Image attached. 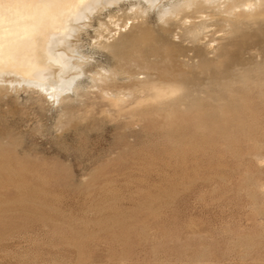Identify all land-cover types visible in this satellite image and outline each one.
<instances>
[{"label":"rangeland","instance_id":"1","mask_svg":"<svg viewBox=\"0 0 264 264\" xmlns=\"http://www.w3.org/2000/svg\"><path fill=\"white\" fill-rule=\"evenodd\" d=\"M123 1L99 6L72 38L89 60L79 77L82 99L68 91L54 100L30 82L2 89L0 264H264V19L238 31L218 20L214 34L210 26L206 41L196 42L200 55L206 42L214 40L210 50L230 46L231 61L244 66L225 84L206 79L224 67L210 68L201 57L192 67L198 77L206 73L204 102L223 97L221 108L240 117L164 120L137 114L150 104L122 106L119 92L130 82L118 79L116 97L89 82L94 69L115 67L96 40L107 26L118 30L117 22L114 40L128 31L134 13ZM197 9L190 20L216 21L215 10ZM147 10L136 19L157 34L166 29V43L196 45L188 26L177 29Z\"/></svg>","mask_w":264,"mask_h":264},{"label":"bare ground","instance_id":"2","mask_svg":"<svg viewBox=\"0 0 264 264\" xmlns=\"http://www.w3.org/2000/svg\"><path fill=\"white\" fill-rule=\"evenodd\" d=\"M119 1L121 2L123 0H0V98L2 97V92L6 91L2 90L4 85L9 83L8 87H10V85H13L12 82H17V84L19 82H25L26 85L27 82L34 83L40 88L39 90L42 94H46V97L50 96L58 101L62 100L63 94L68 91H72L76 96L81 95L85 85L79 77L84 75V67L88 64L89 60L85 59L84 56L78 52L79 50L77 51L78 48L76 49L77 46H75L72 38L74 39V36L77 35L82 26L87 25L85 24L86 21H88L87 18H90L92 16L91 14L95 12L97 8H100L99 6L102 8L103 6L106 7V5H117ZM125 1L129 4L130 7L128 8L130 11H133L134 16L132 15L131 17L133 18H129L131 19V22H129L131 25L129 29H127L128 31H126L127 23H123V28H125L126 32H123L122 39L119 42L116 41L119 39L114 40V35L118 30H121L117 21V23L115 22L116 24H114L118 30L114 29L115 31H112L113 28L107 29L108 26L105 29L106 31H102L100 28H105L103 27L104 21H99L100 28H98V31L101 30L103 33L105 32L106 36L104 35L105 33H99V35L97 33L99 40L95 38L98 42V47L101 46L102 49L104 48L109 52L110 56H113V58L115 57V61L113 59L115 67L108 69L100 66L94 69L93 72L90 71L92 72L90 73V77L88 76L89 73H85L88 78L91 79L89 82H92V85H94V87L96 86L98 90L92 87L90 83V85H88L94 88L98 93L100 92L101 95L110 96L115 95L114 92L118 88L117 84L122 86L120 85L121 83H118L119 78L122 82L124 80V83H126V81H128L127 83L130 82L131 84H128L131 85L129 87L130 90L128 89V91L123 92L122 89L119 95H121L123 99L120 98V96V99H118L121 102L123 100L122 104L127 101L139 107L148 104L152 105V110L139 109L137 114L141 117H153L164 120H185L200 118L205 113L223 116L224 118L240 117L238 113L232 114L230 112L231 109L221 108V100H226L223 97H213L212 102L214 103L207 104L204 102L203 85L206 83V73L204 77L202 76L203 79H201V76L200 78L195 75L192 71V67L199 65L202 61L200 59L201 57L203 62L210 68H220L221 71V68L224 67L223 71L221 73L219 72V78H216L213 74L214 77L207 76L208 78L206 77V79L209 81L221 82L222 79L225 84V80L228 81L236 76V74H238L237 71L239 72L244 66H239V69L238 63L231 61L229 56L230 46H222L219 44V46H217L218 48L212 47L213 49L211 48L210 50L212 42L214 41L211 39L213 40L212 42L201 44L205 47V50L203 51L204 55H200L198 51L200 46L198 44L201 43V38H205L204 40L206 41L207 31L210 26H214V24L218 27L219 25L221 26L220 20L225 22L223 24L227 25L229 29L232 28L231 31H234L237 29L239 30V27L256 17L264 19V0ZM201 6L210 8L212 12L215 10L217 19H214L215 16H213V14L212 16L213 20L216 21L209 22L206 20V22L201 18L202 21L196 22L192 21V16L190 20L189 14L194 13L191 12L188 14V12L196 10ZM150 8L156 9L155 14L157 18L162 20L165 24L171 22L175 24V26H178L177 29L184 28L183 25H186L185 27L188 26L185 28L186 30L184 32L195 43L199 42L196 43L197 46L194 42V45H190V48L171 44V41L170 43H166L164 38L166 29L163 27L160 28V34H157L155 32L158 31L154 32L148 24L136 19L139 16L142 18V14ZM200 10L197 9V12H202L199 14L200 17H205L206 15H203V13L205 14V12H203L204 8H200ZM133 13L131 12V14ZM89 15L91 16L89 17ZM207 15H209V13ZM212 16L210 15V19H212ZM196 19L198 18L194 20ZM111 21L112 20H110V22ZM165 24L164 26H166ZM179 25L182 27L180 26L181 28H179ZM170 26L173 27L171 24ZM213 26L211 27L213 29H210V31L215 30L214 28L216 26ZM169 32L171 33V31ZM209 33L213 32L211 31ZM249 37V35H245L246 40ZM113 40L115 42H112ZM257 43L259 44V42ZM242 46L240 48H243ZM250 49L249 51L252 52L251 50H253L252 53L254 54V48ZM245 50H247V53L248 48ZM250 52L249 54L251 55ZM239 60L241 59L239 58ZM207 71H209V69ZM216 73L218 72L216 71ZM85 84L87 83L85 82ZM94 89H92V91ZM119 90H121V88H118V91ZM90 92L91 91L88 93ZM97 92L93 93L94 95L92 97L97 96ZM88 93H85V95ZM91 94L92 93H90V96ZM82 96L83 95H81L80 98ZM116 96L117 95H115V97ZM128 103L125 102L122 106L128 105ZM71 110H73L72 107ZM68 111L67 109L66 113H69ZM62 112L64 111L62 110ZM60 116L61 115H59V117Z\"/></svg>","mask_w":264,"mask_h":264}]
</instances>
